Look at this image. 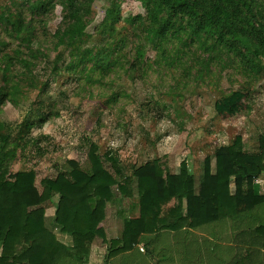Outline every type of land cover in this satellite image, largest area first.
<instances>
[{
  "label": "rangeland",
  "instance_id": "obj_1",
  "mask_svg": "<svg viewBox=\"0 0 264 264\" xmlns=\"http://www.w3.org/2000/svg\"><path fill=\"white\" fill-rule=\"evenodd\" d=\"M83 1V32L69 38L63 35L73 21L66 0H0V123L15 140L11 172L34 169L40 189L42 178L69 168L67 159L88 169L94 142L109 170L108 152L126 174L155 157L176 172L183 160L197 183L205 156L212 157L214 169L216 147L237 135L245 150L257 147L264 132V52L253 53L251 37L218 41L174 14L160 33L167 15L153 13L143 0H76ZM248 1L253 23L264 24V0ZM234 91L243 93L240 110L217 112L215 103ZM256 180L263 191L261 176ZM112 188L102 224L107 239L120 236L123 218L140 211L136 183L129 196ZM54 209L46 208L45 224L57 240L68 239L60 242L70 251L72 238L53 222ZM261 220L264 203L248 216L144 233L112 257L111 241L95 237L73 250V258L80 264H224L241 256L242 263L262 264L264 239L256 229Z\"/></svg>",
  "mask_w": 264,
  "mask_h": 264
},
{
  "label": "trees",
  "instance_id": "obj_2",
  "mask_svg": "<svg viewBox=\"0 0 264 264\" xmlns=\"http://www.w3.org/2000/svg\"><path fill=\"white\" fill-rule=\"evenodd\" d=\"M66 1L68 16L73 21L63 35L72 38L83 32L79 11L85 8L86 1ZM143 1L153 13L167 15L158 25L160 33L169 25L172 14L180 15L187 18L195 32H209L218 41L249 36L256 43L253 53L264 52V24L253 23L255 17L248 0ZM40 6L41 3L34 5ZM242 97V92L234 91L217 101L215 109L235 114L240 110ZM3 129L0 123V264H57L63 256L72 260L76 256L73 250L88 247L95 237L111 241L107 257H112L131 249L144 233L201 225L226 215L248 216L253 207L264 203V190L256 180L261 176L264 187V132L257 136V147L251 151L243 148L240 135L232 143L216 147L214 169L212 157L205 156L197 183L183 160L176 172L166 170L155 157L126 174L119 159L108 152L106 157L112 167L109 170L96 144L91 142L88 169L67 159L69 168H60L54 176L42 178L39 189L34 169L10 171L17 151L10 146L14 138ZM21 131L17 136H21ZM132 183H136L139 215L125 216L120 236L107 239L100 223L105 218L107 203L114 199L112 186L116 185L119 194L129 196ZM172 199L177 202L164 213L163 205ZM51 204L55 206L53 222L72 238L70 251L45 224V211ZM256 227L264 239L263 220Z\"/></svg>",
  "mask_w": 264,
  "mask_h": 264
},
{
  "label": "crops",
  "instance_id": "obj_3",
  "mask_svg": "<svg viewBox=\"0 0 264 264\" xmlns=\"http://www.w3.org/2000/svg\"><path fill=\"white\" fill-rule=\"evenodd\" d=\"M105 220H103L102 222H101V226H102V224L103 223H105L106 222V218H104ZM107 232H108V229H107ZM236 235V231L235 232H233V236H235ZM69 237V236H68ZM59 239H60V241H63V242H65V244L67 243V241H68V239L66 238V237H64V236H60V237H58ZM70 239V238H69ZM71 242V240L69 241V243ZM67 247H70V246H67ZM0 250H1V247H0ZM247 252V251H246ZM232 258V260H227L224 264H253V263H251V262H246V263H242V261H241V256L240 257H231ZM91 261H89V262H87L86 264H91L90 263ZM81 262H78V261H76L74 258H72V260L71 259H68V258H66L65 256H63V257H61V259H59V261L57 262V264H80ZM207 263V262H206ZM107 264H111V263H109V262H107Z\"/></svg>",
  "mask_w": 264,
  "mask_h": 264
}]
</instances>
